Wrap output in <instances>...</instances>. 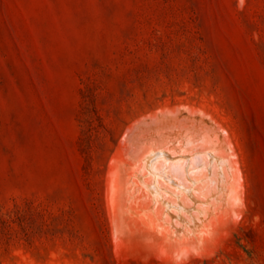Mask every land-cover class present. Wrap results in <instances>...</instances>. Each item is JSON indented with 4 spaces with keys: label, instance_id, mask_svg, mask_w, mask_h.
<instances>
[{
    "label": "rangeland",
    "instance_id": "374dc122",
    "mask_svg": "<svg viewBox=\"0 0 264 264\" xmlns=\"http://www.w3.org/2000/svg\"><path fill=\"white\" fill-rule=\"evenodd\" d=\"M193 109L231 139L242 212L180 260L114 245L113 156L144 143L148 116ZM55 254L264 264V0H0V264Z\"/></svg>",
    "mask_w": 264,
    "mask_h": 264
},
{
    "label": "bare ground",
    "instance_id": "6f19581e",
    "mask_svg": "<svg viewBox=\"0 0 264 264\" xmlns=\"http://www.w3.org/2000/svg\"><path fill=\"white\" fill-rule=\"evenodd\" d=\"M200 112L193 109L186 120L178 118L181 111L148 116L137 130L144 143L123 146L111 157L106 197L114 245H140L180 260L202 251L200 241L210 249L242 212L244 181L231 139L220 123L208 125L211 115L197 121ZM52 258L49 264H61L59 254ZM20 264L36 263L23 255Z\"/></svg>",
    "mask_w": 264,
    "mask_h": 264
}]
</instances>
